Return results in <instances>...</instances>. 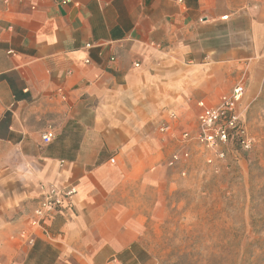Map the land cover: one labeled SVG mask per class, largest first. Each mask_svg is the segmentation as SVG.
Wrapping results in <instances>:
<instances>
[{
    "label": "crops",
    "instance_id": "0c3cea01",
    "mask_svg": "<svg viewBox=\"0 0 264 264\" xmlns=\"http://www.w3.org/2000/svg\"><path fill=\"white\" fill-rule=\"evenodd\" d=\"M239 81L264 90V0H0V264L134 263L163 138ZM41 184L76 188L45 233Z\"/></svg>",
    "mask_w": 264,
    "mask_h": 264
},
{
    "label": "rangeland",
    "instance_id": "374dc122",
    "mask_svg": "<svg viewBox=\"0 0 264 264\" xmlns=\"http://www.w3.org/2000/svg\"><path fill=\"white\" fill-rule=\"evenodd\" d=\"M244 86L238 110L248 147L234 136L219 159L194 141L182 142V132H195L197 113L191 126L160 137L165 163L156 170L158 184L140 192L151 216L131 264H264V90ZM252 91L257 96L249 103ZM183 150L188 157L174 161L172 154Z\"/></svg>",
    "mask_w": 264,
    "mask_h": 264
},
{
    "label": "built area",
    "instance_id": "2783aa9c",
    "mask_svg": "<svg viewBox=\"0 0 264 264\" xmlns=\"http://www.w3.org/2000/svg\"><path fill=\"white\" fill-rule=\"evenodd\" d=\"M62 4L70 0H59ZM224 15L222 18H226ZM91 46L90 44H86ZM88 61V60H86ZM134 63V66H138ZM245 86L242 81L237 82L230 92L223 94L216 105L210 106L204 100L197 102L199 111L196 115L197 127L195 132L184 131L180 136L182 142L194 141L202 147L208 148L219 159L225 156L224 146L234 136H240L245 147L250 145V140L244 138V126L238 106L242 100ZM174 116L173 113L170 114ZM167 128L160 126V133H166ZM54 138L52 130H46L41 134L43 144H49ZM188 151H178L172 154L174 161L186 159ZM113 161V159H111ZM76 193L74 187H60L53 184H41V194L32 210L29 224L34 229L47 232L45 222L55 214L67 208L68 199Z\"/></svg>",
    "mask_w": 264,
    "mask_h": 264
}]
</instances>
